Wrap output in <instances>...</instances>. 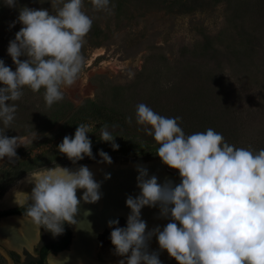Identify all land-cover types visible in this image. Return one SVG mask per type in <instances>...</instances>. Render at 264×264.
Here are the masks:
<instances>
[{
  "label": "clouds",
  "instance_id": "9594fccd",
  "mask_svg": "<svg viewBox=\"0 0 264 264\" xmlns=\"http://www.w3.org/2000/svg\"><path fill=\"white\" fill-rule=\"evenodd\" d=\"M91 3L96 11H110V0ZM4 4L16 8L17 0H4ZM53 8L54 13L28 7L19 10L17 22L22 27L7 50L15 71L0 60V122L4 128L15 120V102L25 88L34 93L43 89L50 108L63 100L62 89L72 87L86 65L82 48L93 21L82 11L83 0H55ZM180 119L159 115L144 103L136 108L138 130L154 138L159 145L156 155L179 172L181 182L161 184L146 168H137L140 194L126 199L131 210L126 227H120L118 219L108 222L115 254L123 257L119 264H161L159 252L149 250L153 237L159 249L178 264H264V149L237 148L212 128L186 135L178 124ZM127 123H132L131 116ZM89 133L91 127L80 124L74 138L65 136L58 151L73 164L86 156L94 159ZM115 138L107 125L99 129V139L118 150ZM20 146L27 148L21 137L0 132V161L7 157L10 164L15 163ZM99 155L101 162L112 163L103 150ZM110 178V174L105 176ZM26 182L34 187L30 194L17 192L16 203L27 205L23 215L53 236L63 234L65 224L77 225L78 190H83L86 204L101 199V185L87 166L76 170L59 165L39 167L28 173ZM18 196L24 200L18 201ZM157 206L160 217L170 222L163 229L157 226L149 231L141 211Z\"/></svg>",
  "mask_w": 264,
  "mask_h": 264
},
{
  "label": "rangeland",
  "instance_id": "374dc122",
  "mask_svg": "<svg viewBox=\"0 0 264 264\" xmlns=\"http://www.w3.org/2000/svg\"><path fill=\"white\" fill-rule=\"evenodd\" d=\"M54 2L17 0V7L10 8L0 0V60L13 71L15 65L7 50L22 27L17 22L20 8L54 13ZM248 5V0H110V11H96L91 0H83L82 11L93 24L85 37L82 54L86 65L77 82L62 89L63 100L50 108L43 89L34 93L25 88L15 102L17 112L11 127L4 128L0 122V132L10 138L19 136L27 144V148H17L15 163L10 164L7 157L0 161V198L39 167L106 163L92 150L94 159L86 156L73 164L58 146L65 136H74L71 132L55 134L66 121L67 104L78 108L92 100L108 105L115 93L125 95L128 105H135L148 90L181 85V94L190 93L194 99L203 96L215 103L220 102L219 95H231L235 89L239 138L233 146L253 152L263 149L264 44L248 32ZM110 157L112 163L121 164L160 160ZM1 254L0 264H10Z\"/></svg>",
  "mask_w": 264,
  "mask_h": 264
},
{
  "label": "trees",
  "instance_id": "16d2710c",
  "mask_svg": "<svg viewBox=\"0 0 264 264\" xmlns=\"http://www.w3.org/2000/svg\"><path fill=\"white\" fill-rule=\"evenodd\" d=\"M248 1L249 5L245 11L248 32L254 39L264 44V0ZM179 86L182 89V86ZM179 86L175 88H172L173 86L170 88L155 87L148 90L139 97L135 105H128L125 101V95L120 93H115L108 105L92 100L85 101L78 108L67 104L64 108L66 111L63 117L66 118V121L55 135L65 136L71 132L74 136L77 127L83 123L91 127V133L88 134V137L92 141V150L95 154H99L103 150L109 156L120 155L132 160L138 156L158 157L156 150L159 145L153 137H149L138 130L141 126L137 125L135 120L137 106L144 103L164 117H180L178 124L186 135L205 132L208 128H212L223 135L225 142L236 145L238 143L236 140L239 138V112L234 108L237 106L235 89L231 95L224 94L225 97L219 95L217 99L220 102L216 100L215 103H212L211 99L203 96L194 99L190 93L181 94L178 90ZM129 116L132 117L131 124L127 123ZM104 125H107L116 137L115 143L119 145L118 150H113L110 143H105L99 139V129ZM45 140L34 143L32 147L38 146ZM10 173L7 174L10 175ZM26 207L17 211H24Z\"/></svg>",
  "mask_w": 264,
  "mask_h": 264
},
{
  "label": "water",
  "instance_id": "95a60500",
  "mask_svg": "<svg viewBox=\"0 0 264 264\" xmlns=\"http://www.w3.org/2000/svg\"><path fill=\"white\" fill-rule=\"evenodd\" d=\"M126 164H77L66 168L76 170L80 166H87L93 173L94 179L101 185V199L95 204H86L82 200L83 190L77 191L78 198H81L79 213L76 216L77 225H72L75 234L71 250L60 254L58 257H51L53 264H90L95 254V245L99 241V236L109 229L108 222L127 218L131 210L126 205L128 196L136 197L140 194L137 186V177L139 175L137 168L144 167L148 170L149 176H156L158 182L163 184L166 181H172L173 184H179L181 178L179 172L173 170L160 160L153 162H129ZM110 174V179L105 176ZM34 185L29 184L24 179L14 187L3 199L0 200V209L16 208V193L23 192L30 194ZM18 201H23V196L17 197ZM23 205V204H21ZM20 205V206H21ZM90 213L85 215V213ZM141 218L147 223V230L159 226L161 229L170 222L168 219L160 217L159 206L145 207L141 211ZM150 251L159 252L161 264H178L171 258L166 251L159 249L158 240L153 237L149 244ZM115 253L114 249L109 247L102 248L100 251L103 264H110L108 261ZM116 264V263H114ZM119 264V263H118Z\"/></svg>",
  "mask_w": 264,
  "mask_h": 264
},
{
  "label": "flooded vegetation",
  "instance_id": "af4514ba",
  "mask_svg": "<svg viewBox=\"0 0 264 264\" xmlns=\"http://www.w3.org/2000/svg\"><path fill=\"white\" fill-rule=\"evenodd\" d=\"M26 206L23 204L16 208L0 209V222L16 217L30 220L26 215H23L26 210L17 211ZM126 225L127 222L123 218H120L119 226L126 227ZM111 231L112 229L109 228L99 236V241L95 245V254L90 264H103L100 254L102 248L109 247L110 249H114L110 239ZM2 233L0 232V252L4 253V255L1 254L2 257L8 259L10 264H53L51 257L56 258L60 254L70 251L75 237L72 225L68 224L64 225V232L59 236H53L52 233L41 229L38 232L37 241L32 245V249L28 248L25 243L22 244L21 249H18L17 247L10 246ZM20 242L23 241L20 239ZM121 259L123 257L114 253L108 262L110 264H118Z\"/></svg>",
  "mask_w": 264,
  "mask_h": 264
},
{
  "label": "bare ground",
  "instance_id": "6f19581e",
  "mask_svg": "<svg viewBox=\"0 0 264 264\" xmlns=\"http://www.w3.org/2000/svg\"><path fill=\"white\" fill-rule=\"evenodd\" d=\"M83 164H108V163H83ZM111 164H121V163H111ZM126 165H132V164L127 163ZM62 167H68V166H62ZM27 176H25L17 184L12 186L0 198V200L3 199L14 187H16L19 183H21L24 179H26ZM36 231H37V226L33 224L31 220H27L24 218L16 217L0 222V232H3L2 234L9 242L10 246L17 247L18 249H21L23 243H25V245L31 249L32 245L38 239ZM20 239L23 242H20Z\"/></svg>",
  "mask_w": 264,
  "mask_h": 264
}]
</instances>
